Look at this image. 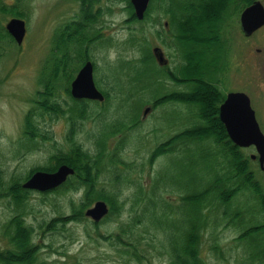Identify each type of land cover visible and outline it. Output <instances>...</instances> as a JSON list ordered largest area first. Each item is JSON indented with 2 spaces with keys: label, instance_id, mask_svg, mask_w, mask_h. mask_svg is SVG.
<instances>
[{
  "label": "trees",
  "instance_id": "trees-1",
  "mask_svg": "<svg viewBox=\"0 0 264 264\" xmlns=\"http://www.w3.org/2000/svg\"><path fill=\"white\" fill-rule=\"evenodd\" d=\"M20 1L15 0L11 13L22 14L18 10ZM6 7L0 1V11L7 12ZM89 29L93 27L85 26L80 21L79 25H67L57 31L51 50L52 56L49 58L48 74L40 81L42 89L34 98V106L24 116L22 140L27 145L28 142L34 144L38 136H47V133L41 131L35 112L55 115L68 113L69 128L65 138L68 142L67 148H57L44 165L30 169L22 177L9 174L0 167V196H6L8 202L14 206V214L1 225L2 234L6 237V246L0 249V264H61L58 261H45L38 256L41 245L35 242L34 227L27 224L23 215V204L31 189L23 187L21 183L23 178H28L35 170L53 171L62 163L73 167L75 173L58 187L43 193H70L67 201L70 212L62 213L46 222L45 225L49 229H55L57 224L64 227L69 222H80L85 218L84 210L92 201L102 198L109 205V212L103 219L115 213L122 214L125 206L129 204L128 217L119 222L118 230L103 236L114 249L126 257V262L134 260L135 264L144 263L139 252L140 239L137 237L140 234L138 225L141 224L143 232L148 234V238L151 237L150 241H153V238L158 239L164 253L168 255V264H210L202 256L204 236L212 240L209 248L228 262L264 264V186L257 178L256 169L251 166L249 155H245L241 147L228 138L218 116L217 93L210 83L205 82V78L210 80L212 77H205L203 73V59L212 51L215 32H206L209 29L200 23L193 25L192 49L187 61L183 60L163 74L174 82L187 85L188 88L184 91L175 90L155 95L152 99L153 106L167 102H186L194 120L192 125L181 128L154 147L150 156L151 163L162 154L169 155L170 159L164 169L147 183L130 178L124 168L130 163L123 159L119 145L110 150L105 141L108 136L118 131V126H136L139 122L136 112L131 113L130 120L126 123V115L124 118L109 121L110 124L104 121L105 116L102 117L101 120L105 124L96 137L97 148L94 150L84 148L76 138L78 121L85 118L88 109L92 107L89 100L71 96L69 82L76 66L90 58L88 52L83 53L81 50V46L88 41L85 31H90ZM176 42L184 54L183 36L178 35ZM77 45L80 50L76 48ZM149 49L145 42L139 47L141 59L121 60L118 68L114 67V70H132L134 80L142 70L151 75H147L148 84L149 78H153L154 84H161L162 76L157 70L152 71L158 63ZM86 53L87 56H84ZM57 79L65 80L64 91L71 102L61 103L54 85ZM114 82L111 81L110 89H116L117 83ZM103 93L104 101L108 102L110 90H103ZM102 112L101 114H104ZM101 114L96 116L100 117ZM176 152H179L181 158L177 157ZM210 162L212 164H209ZM171 163L190 167L191 188L185 184L182 172L174 175L172 170H168ZM105 174L107 183H110L109 188L105 185L98 186L100 178ZM127 190H130V193L124 195ZM80 191L81 196L75 204L74 195ZM172 191L178 192L177 202L163 196L164 193ZM239 197L246 199L244 203L236 202ZM99 222L93 221L96 226ZM219 227H232L236 230L234 245L239 247L238 252L226 255L218 241L220 237L216 235ZM154 245H147L143 249V255Z\"/></svg>",
  "mask_w": 264,
  "mask_h": 264
},
{
  "label": "rangeland",
  "instance_id": "rangeland-1",
  "mask_svg": "<svg viewBox=\"0 0 264 264\" xmlns=\"http://www.w3.org/2000/svg\"><path fill=\"white\" fill-rule=\"evenodd\" d=\"M0 1H3L2 3L7 6L6 8L15 5V0ZM126 2L128 0H111L110 12H102L98 15L94 24L95 28L85 31L88 41L81 46V50L83 53L84 51L88 52L89 60L93 62L95 85L101 91L110 90V98L108 102L103 101L102 103L88 101L92 108L88 109L85 118L78 121L79 130L76 138L84 148L94 150L97 148L96 137L99 136L105 124L101 120L102 117L105 116L104 121L110 124L109 121L124 118L126 115V123L129 122L131 113L136 112L139 116V122L136 126L131 128L130 126H118V131L108 136L105 141L110 150L119 145L123 159L130 163L124 167L130 178L149 183L151 178L164 169L170 159L169 155L162 154L151 163L150 156L154 147L174 135L181 128L192 125L194 116L188 110L186 102H167L156 107L153 106L152 99L155 95L175 90H187V85L174 82L163 75L166 70L173 69L182 62L183 52L178 42L175 43L176 47L170 45V42H175L176 39L170 40L168 35L164 37L163 34L161 37L160 35L157 36V29H153L152 25L149 24L150 21L153 22L154 17L152 3L149 13L144 22L141 23L125 21L128 16V11L123 12ZM18 10L22 12L21 15H15L11 11L6 13L0 11L1 26L11 17L23 19L26 25V32L20 44L7 38L0 39V167L8 171L9 174L22 177L30 169L44 165L57 148L66 149L68 146V142L65 140L69 128L68 113L55 115L53 113L38 114L35 112L41 131L47 133L48 137L38 136L34 144L28 142L26 145L25 141L23 142V122L26 112L34 106L33 101L37 92L42 89L40 81L48 74L49 58L52 56L51 50L57 31L65 24L67 25L69 22L67 19L73 16L77 6L74 4V0H21ZM145 42L155 61L160 65H157L158 68L156 66L151 69L152 71L157 70V73L162 76L161 84H154L153 78L148 79L150 83L148 84L146 79L151 75L142 70L136 80L132 79L134 74L132 70H114V67L118 68L117 65L120 64L121 60L137 61L141 59L142 54L139 47L140 45L143 46ZM158 46L169 59L168 62L159 63V59L153 51L154 47ZM187 47L191 50L192 44ZM76 48L80 50V46L77 45ZM179 50L180 52H178ZM84 56H87V53ZM207 62L208 55H205L203 67ZM82 64L76 66L72 79ZM227 65L228 70L231 71V62H228ZM161 67L163 69H160ZM205 71L207 73L208 69L205 68ZM207 74L212 77L211 72L208 71ZM113 80L118 85L115 86L116 89L114 90L110 89ZM64 81L58 79L54 81L55 90L62 104L71 102L70 97L64 91ZM231 85L228 81L225 90L230 89ZM146 107L149 109L145 112ZM97 114H101V116L97 117ZM118 142L120 144H117ZM241 150L247 156L252 152L250 146L241 147ZM176 153H178L176 154L177 157L181 158L179 152ZM188 158L190 159V157ZM251 164L256 169L258 180L264 186V171L259 168L256 161L252 160ZM168 170H172L174 175L182 172L185 184L189 188L192 187V175L189 166L171 163ZM106 177L105 174L100 178L98 186L105 185L109 188L110 183H107ZM26 179L23 178L22 182ZM43 192L31 190L23 204V215L26 222L34 227V240L41 245L39 258L45 261H58L61 264L136 263L134 260L126 262V257L114 249L109 240L103 237L118 230L119 222L125 221L128 217L129 204L125 206L122 214L115 213L105 219L103 217L97 226L94 225L92 219L85 217L80 222H69L64 227L57 224L55 229H49L45 225L46 222L62 213L68 214L70 212L67 202L70 193ZM81 193L80 191L74 195L75 204L78 203ZM129 193L130 190H127L124 195ZM163 196L174 202L178 200L177 191L164 193ZM99 199L105 201L102 198ZM96 200L92 201L89 206ZM245 200L239 197L236 202L244 203ZM13 211L14 206L8 202L7 197L0 196V249L6 246V237L2 234L1 225L12 215ZM138 230L140 234L137 237L141 243L139 252L142 254L143 264H168V255L164 253L158 239L153 238V241H150L151 237L148 238V234L143 232L141 224L138 225ZM217 231L216 235L220 237L218 241L226 255H233L235 251H239V247L234 245V238L237 236L236 230L232 227L228 229L219 227ZM204 238L202 256L210 264H236L232 261H226L210 249L212 240H208L207 236ZM149 244L155 245L154 247L150 246L149 252L143 255V249Z\"/></svg>",
  "mask_w": 264,
  "mask_h": 264
},
{
  "label": "flooded vegetation",
  "instance_id": "flooded-vegetation-1",
  "mask_svg": "<svg viewBox=\"0 0 264 264\" xmlns=\"http://www.w3.org/2000/svg\"><path fill=\"white\" fill-rule=\"evenodd\" d=\"M151 3L154 17L149 24L157 29V36L168 35L170 40L178 35L183 36L185 53L181 56L182 62H186L190 54L187 46L191 44L193 25L200 23L215 32L212 51L205 65L212 78H206L205 82L210 83L217 93L218 116L220 105L229 93H243L248 97L258 128L264 135V0H148L142 17L136 15L131 0H128L123 9V12L128 11L125 21L144 22ZM74 4L77 10L67 19V25L71 27L79 25L81 21L83 25L95 28L98 15L111 10V0H74ZM14 6H8L7 11L14 10ZM7 22L0 25V39L15 41L6 28ZM175 43L176 40L171 41L170 45L174 47ZM159 53L162 63L168 62L160 46L154 54L159 57ZM228 62H231V71L228 70ZM203 73L208 77L205 69ZM228 81L232 85L225 90ZM235 108L239 109L240 103L237 102ZM250 147V159L256 161L264 171V162L260 164L256 145L251 144Z\"/></svg>",
  "mask_w": 264,
  "mask_h": 264
},
{
  "label": "water",
  "instance_id": "water-1",
  "mask_svg": "<svg viewBox=\"0 0 264 264\" xmlns=\"http://www.w3.org/2000/svg\"><path fill=\"white\" fill-rule=\"evenodd\" d=\"M135 13L142 17L148 0H131ZM7 30L20 44L25 35V21L21 18L13 17L6 24ZM155 51L158 48H154ZM158 57V56H157ZM162 63L161 54L158 57ZM70 93L74 98H88L102 101L104 94L97 88L93 79V64L87 60L77 71L70 83ZM240 103V108H235L236 103ZM219 117L224 123L229 138L239 146L255 144L259 153V161L262 165L264 161V135L260 132L255 120L253 110L249 106L248 97L243 93L231 92L225 101L220 105ZM74 168L61 164L54 171L36 170L25 181L22 186L40 191L55 188L62 184L69 175L74 173ZM108 205L103 200H96L93 205L86 208L85 215L94 221H99L108 213Z\"/></svg>",
  "mask_w": 264,
  "mask_h": 264
}]
</instances>
